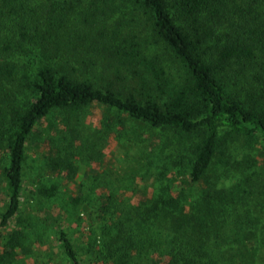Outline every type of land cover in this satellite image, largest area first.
<instances>
[{
  "label": "trees",
  "instance_id": "16d2710c",
  "mask_svg": "<svg viewBox=\"0 0 264 264\" xmlns=\"http://www.w3.org/2000/svg\"><path fill=\"white\" fill-rule=\"evenodd\" d=\"M94 105L157 137V159L140 199L138 184L126 197L106 182L97 200L80 188L67 206L89 209L87 236L59 226L44 251L50 230L20 216L27 142ZM240 136L264 143V0H0V264H264V224L243 230L235 204L193 194L220 141ZM51 167L74 173L67 156ZM35 193L53 202L57 186Z\"/></svg>",
  "mask_w": 264,
  "mask_h": 264
},
{
  "label": "rangeland",
  "instance_id": "374dc122",
  "mask_svg": "<svg viewBox=\"0 0 264 264\" xmlns=\"http://www.w3.org/2000/svg\"><path fill=\"white\" fill-rule=\"evenodd\" d=\"M113 113L94 105L78 114L77 123L74 118L69 125L62 121L59 114H54L44 120L28 140L20 216L29 224L27 230H52L48 233L51 241H44L45 247L41 248L44 251L50 245L57 246L55 236L52 234L53 231L59 230V226L73 230V239L87 236L90 223H87L86 218L89 209L86 211L75 208L69 211L67 202L69 198L80 194V188L87 191L86 187L95 178L99 186L96 191L93 193L82 191L84 192L82 196L88 200H97L106 195L108 190L101 187L106 182L121 189L138 184L140 192L135 198L140 199L142 196L143 185L148 179L143 176L147 169L144 165L147 163L145 157L157 159V152L152 151L157 137L154 138L147 131L141 130L138 124L133 122L124 120L123 123H117L119 117ZM105 117L108 118L110 130L104 127ZM132 126L141 135V140H145L144 147H136L134 141L129 140L134 138L129 136ZM69 132L71 134L74 132L73 136L77 135V139L70 145L67 142ZM223 140L220 141L221 145L205 178L193 187L195 200H199L201 191H208L211 194L217 192L226 198L224 203L231 202L236 205L239 213L232 211L233 215L235 212L244 221L251 220V226H245L243 230H262L264 143L243 136L231 137L224 142ZM91 146L94 148L91 149ZM66 156L74 167L72 175L64 169L54 171L51 167L52 160L63 159ZM52 184L57 186V195L53 202L33 198L37 196L35 191L38 187L42 185L49 187ZM126 191L125 196L132 197V193L127 189ZM3 200L4 197L0 196V206ZM79 217L81 221H78ZM231 223L223 230H236ZM12 229H17L16 220L10 223L8 230ZM30 262L27 261L28 264H31Z\"/></svg>",
  "mask_w": 264,
  "mask_h": 264
}]
</instances>
